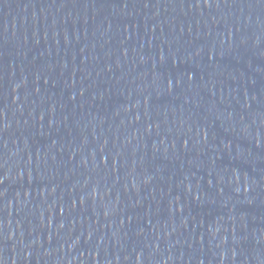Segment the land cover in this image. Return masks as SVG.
I'll return each instance as SVG.
<instances>
[{"label": "water", "instance_id": "obj_1", "mask_svg": "<svg viewBox=\"0 0 264 264\" xmlns=\"http://www.w3.org/2000/svg\"><path fill=\"white\" fill-rule=\"evenodd\" d=\"M0 264H264V0H0Z\"/></svg>", "mask_w": 264, "mask_h": 264}]
</instances>
